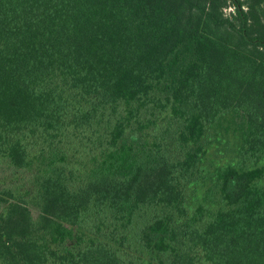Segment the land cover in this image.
Returning a JSON list of instances; mask_svg holds the SVG:
<instances>
[{
	"label": "trees",
	"instance_id": "16d2710c",
	"mask_svg": "<svg viewBox=\"0 0 264 264\" xmlns=\"http://www.w3.org/2000/svg\"><path fill=\"white\" fill-rule=\"evenodd\" d=\"M0 264H264V0H0Z\"/></svg>",
	"mask_w": 264,
	"mask_h": 264
}]
</instances>
